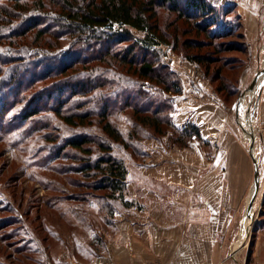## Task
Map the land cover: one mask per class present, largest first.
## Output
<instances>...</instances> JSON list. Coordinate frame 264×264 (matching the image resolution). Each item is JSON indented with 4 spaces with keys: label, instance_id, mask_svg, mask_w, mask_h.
<instances>
[{
    "label": "rangeland",
    "instance_id": "1",
    "mask_svg": "<svg viewBox=\"0 0 264 264\" xmlns=\"http://www.w3.org/2000/svg\"><path fill=\"white\" fill-rule=\"evenodd\" d=\"M238 1L242 6L258 3L264 8V0ZM233 6L232 11L223 17L226 26L232 27V31L218 37H210L201 31L195 24V19L181 17L178 11L167 5L157 6L155 19L151 20H156L163 40L154 52L157 56H152L150 52L149 57L157 60L155 65H167L170 76L181 81L182 89L183 75L179 70L186 67L192 77L207 81L211 89L217 92L216 87L220 85V81L215 80L214 73L219 68L227 80L225 89H233L231 93L235 92L226 97L228 104H238L240 118L249 111L252 112L257 104V89L251 97L246 96L242 103L241 97L254 75L263 67L264 38L253 47L237 4L233 3ZM119 26L121 25L115 23L113 27ZM130 30L135 37L146 34L133 27ZM70 39L69 35L62 36L57 47L67 50ZM131 42L121 41L116 46L118 49H125ZM135 51L139 50L136 48ZM195 54L202 55L205 62L199 63L189 57ZM208 57H212V61H208ZM115 61L116 63L109 65L111 73L108 72V77L121 78L119 86L122 85V89L119 93L114 89V96L107 100V114L104 113L102 101L97 100L82 102L75 108L73 101L80 102L85 98L79 91L71 97L67 96L63 107L68 113L89 111L82 124H69L48 111L40 119L35 117L36 123L27 122L25 127L29 132L23 136L18 138L16 133L20 130L16 129L8 137H0V264L87 263L105 246L104 232L109 227L107 204L111 203L115 215L126 207L124 200L132 201L127 185L128 174L145 160L147 151L152 147L150 145L163 144L171 147L173 144H188L190 137L178 140V132L168 122L169 118L172 119L177 94L161 88L162 84L155 79L138 75L133 68H128L129 64L124 60L120 63L119 59ZM93 66L106 67L104 62L91 60L88 67ZM196 66L200 68L202 75L194 73ZM80 68L85 71L78 66ZM75 71L74 68L69 69L64 75L69 77ZM59 77L61 76L35 83L32 89L36 90L34 88L42 84H51ZM82 77L78 75L66 79H71L69 81L72 83L82 80ZM132 87L149 91L152 96L145 99L136 94V89ZM32 89H28L29 92ZM70 90L66 89V95L70 94ZM108 90L105 85L92 93ZM220 93L222 97L225 96L224 92ZM128 94L139 99V102L150 99L154 102L147 109L137 108L135 103L123 104ZM157 105L162 107L157 116L158 123L152 118L156 116L153 112ZM104 121H109L118 130V139L114 140V137L103 130ZM80 137L87 138L88 141L83 146L91 147L89 152L68 144L71 139L81 140ZM100 142L110 143V154L123 160L126 166V187L122 192V199L118 192L112 195L109 184H101L103 173L91 167L96 158L107 156L105 150L98 147ZM235 215L237 218L230 223V229L237 230L239 236L245 216L238 213ZM251 222L250 230L244 235L246 237L248 234L247 246L240 256L245 264H263L264 190L255 199Z\"/></svg>",
    "mask_w": 264,
    "mask_h": 264
},
{
    "label": "crops",
    "instance_id": "2",
    "mask_svg": "<svg viewBox=\"0 0 264 264\" xmlns=\"http://www.w3.org/2000/svg\"><path fill=\"white\" fill-rule=\"evenodd\" d=\"M210 1L237 4L253 47L264 38L260 4ZM179 73L184 87L174 98L172 121L180 130L194 125L199 136L183 145H150L145 160L128 174L132 201L112 217L105 246L84 264H245L240 253L248 234L241 239L230 223L235 214L246 215L255 171V199L264 190V76L245 130L237 120L238 104L224 102L188 68ZM192 90L204 98L194 101Z\"/></svg>",
    "mask_w": 264,
    "mask_h": 264
},
{
    "label": "trees",
    "instance_id": "3",
    "mask_svg": "<svg viewBox=\"0 0 264 264\" xmlns=\"http://www.w3.org/2000/svg\"><path fill=\"white\" fill-rule=\"evenodd\" d=\"M162 5L178 11L181 17L195 19V24L210 37L225 36L232 31V27L226 26L223 17L232 11L235 6L233 3L222 6L210 0H0V137H8L16 129L20 130L16 133L18 138L23 136L29 132L25 124L36 123L35 117L40 119L48 111L69 124H82L89 111L68 113L63 107L68 97L79 91L85 98L80 102L73 101L75 108L82 102L97 100L102 101L104 113L107 114V100L114 96V89L116 92L122 89V85L119 86L121 78L108 77L110 66L112 62L116 63V59H119V63L124 60L129 64L128 68H133L138 75L155 79L162 84L161 88L164 90L173 94L181 93V81L170 76L167 65H155L157 60L151 59L152 56H157L154 52L163 40L156 20L151 19H155L156 7ZM115 23L121 26L115 28ZM130 27L146 34L135 37ZM64 35L71 38L67 50L57 47ZM126 40L132 42L127 48L118 49V43ZM136 48L139 51H135ZM189 57L199 63L205 62L202 55ZM211 58L208 57L207 60L212 61ZM91 60L104 62L106 67H88ZM78 66L85 71L78 69ZM72 68L76 70L75 73L66 77L68 75L64 74ZM87 68L91 70H86ZM205 68L208 72V65ZM78 75H82L83 79L72 83L69 81L71 79H66ZM58 76H61L60 79L51 84H42L34 88L36 90L32 89L35 83ZM214 77L220 81V85L216 87L218 94L222 97L220 92H224L222 99L229 103L226 97L235 92L231 93L233 89H225L227 80L219 68L215 70ZM66 84H70L67 86L72 90L69 95H66ZM105 85L108 91L92 93ZM132 88L145 99L152 96L142 88ZM28 89H32L31 92ZM151 102L154 100L139 102V99L128 94L123 104L135 103L137 108L147 109L151 107ZM161 108L157 105L153 112L156 116L152 114L157 123ZM168 122L178 132V140L192 135L199 136L194 125L190 124L180 130L172 119L169 118ZM102 128L114 140L118 139L119 132L109 121H104ZM80 139H71L68 144L89 152L91 147L83 146L88 141L87 138ZM98 147L105 150L107 156L96 158L91 167L103 173L101 184H109L112 195L118 192L122 199L121 195L126 187V166L123 160L110 154V143L100 142ZM123 203L129 205L130 202L124 200ZM107 205L109 223L115 210L111 203Z\"/></svg>",
    "mask_w": 264,
    "mask_h": 264
},
{
    "label": "bare ground",
    "instance_id": "4",
    "mask_svg": "<svg viewBox=\"0 0 264 264\" xmlns=\"http://www.w3.org/2000/svg\"><path fill=\"white\" fill-rule=\"evenodd\" d=\"M263 66H264V64H263ZM263 76H264V72H262L261 75L259 76L256 86L253 89H247V91L241 97V103L244 102L246 96L251 97L254 94V92L257 89V85H258V83L260 82V80H261V78ZM252 116H253V114L249 112L247 115H244V116L240 117V121L242 122V124L243 123L245 124L246 122L247 123L248 122L252 123V120H253ZM251 213H252L251 210L246 212L245 219H244V224H243L242 231H241V234H240V235H243L241 237V239L244 237L245 233L248 231V229L250 228V225L252 223L251 222V215H252Z\"/></svg>",
    "mask_w": 264,
    "mask_h": 264
},
{
    "label": "water",
    "instance_id": "5",
    "mask_svg": "<svg viewBox=\"0 0 264 264\" xmlns=\"http://www.w3.org/2000/svg\"><path fill=\"white\" fill-rule=\"evenodd\" d=\"M262 72H264V66L262 67V69L260 71H258L254 75V77L252 78V80H251L250 84L248 85L247 89H253L256 86V84L258 82V78H259V76L261 75ZM257 177H258L257 176V171H255V188H254L253 193H252V195L250 197V200H249V202L247 204V207H246L247 211H250V210L252 211L253 201H254V199L256 197V193H257Z\"/></svg>",
    "mask_w": 264,
    "mask_h": 264
},
{
    "label": "built area",
    "instance_id": "6",
    "mask_svg": "<svg viewBox=\"0 0 264 264\" xmlns=\"http://www.w3.org/2000/svg\"><path fill=\"white\" fill-rule=\"evenodd\" d=\"M194 73L195 74H197L198 76H200V75H202V71L200 70V68L198 67V66H196V68H194ZM190 96L194 99V101H200V100H202L203 98H204V96H203V94L202 93H200V92H195V91H191L190 92ZM250 113H252V114H254V112L252 111H249ZM253 117V116H252ZM238 120V123L242 126V127H244V129L246 130V126H244V124H242L241 123V121H240V118H238L237 119ZM253 124H254V121H253ZM249 127V126H248ZM254 127V126H253ZM248 131L251 133V131H250V127H249V129H248Z\"/></svg>",
    "mask_w": 264,
    "mask_h": 264
}]
</instances>
